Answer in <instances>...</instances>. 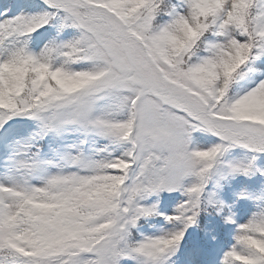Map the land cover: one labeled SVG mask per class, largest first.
I'll return each mask as SVG.
<instances>
[{
	"label": "snow or ice",
	"instance_id": "1",
	"mask_svg": "<svg viewBox=\"0 0 264 264\" xmlns=\"http://www.w3.org/2000/svg\"><path fill=\"white\" fill-rule=\"evenodd\" d=\"M0 264H264V0H0Z\"/></svg>",
	"mask_w": 264,
	"mask_h": 264
}]
</instances>
